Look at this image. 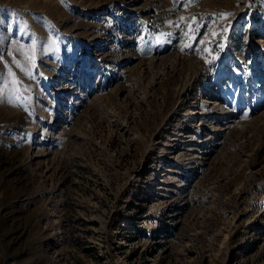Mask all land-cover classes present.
Returning <instances> with one entry per match:
<instances>
[{
  "label": "rangeland",
  "instance_id": "1",
  "mask_svg": "<svg viewBox=\"0 0 264 264\" xmlns=\"http://www.w3.org/2000/svg\"><path fill=\"white\" fill-rule=\"evenodd\" d=\"M0 264H264V0H0Z\"/></svg>",
  "mask_w": 264,
  "mask_h": 264
},
{
  "label": "bare ground",
  "instance_id": "2",
  "mask_svg": "<svg viewBox=\"0 0 264 264\" xmlns=\"http://www.w3.org/2000/svg\"><path fill=\"white\" fill-rule=\"evenodd\" d=\"M214 92H215V91H214ZM214 92H211V91H210V92L208 93V94H210V97H208L207 99L204 100V108H205V109H207V105H208L209 103H210V106H211L212 103H214L213 99L216 100L217 95L214 94ZM200 114H202V113L200 112ZM198 143H200V142H198ZM198 143H195V145L190 144L188 148L194 150V149H195V146H199V145H200V144L198 145Z\"/></svg>",
  "mask_w": 264,
  "mask_h": 264
},
{
  "label": "snow or ice",
  "instance_id": "3",
  "mask_svg": "<svg viewBox=\"0 0 264 264\" xmlns=\"http://www.w3.org/2000/svg\"><path fill=\"white\" fill-rule=\"evenodd\" d=\"M181 20H184V18H183V17H181ZM188 27H189V28H191V25L189 24V25H188Z\"/></svg>",
  "mask_w": 264,
  "mask_h": 264
}]
</instances>
